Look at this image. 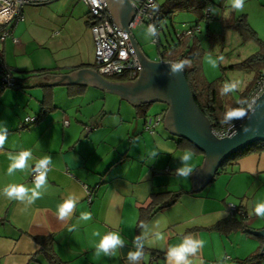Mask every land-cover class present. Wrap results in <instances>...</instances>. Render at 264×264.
I'll return each mask as SVG.
<instances>
[{"label":"crops","instance_id":"1","mask_svg":"<svg viewBox=\"0 0 264 264\" xmlns=\"http://www.w3.org/2000/svg\"><path fill=\"white\" fill-rule=\"evenodd\" d=\"M208 1L222 4L220 28H229L243 17L254 30L257 21L252 11L257 8V13H264V0H245L244 11L225 25L227 0ZM27 7L23 15L28 13ZM88 17V12L84 17L79 15L84 39L80 45L72 38L67 22L53 32L34 31L37 47L42 51L52 47V51L40 56L36 53L33 60L25 63L23 60L30 56L27 43L15 38L12 41L9 36L0 40L3 63L18 81V85L1 86L0 72V124L8 130L0 147V189L8 185L31 189L32 166L51 158L47 185L34 204L0 196V264H50L41 240L51 245L56 260L63 264H127L128 251L135 250L133 241L144 247V259L139 264H167L168 248L179 245L185 237L204 241L203 248L190 257L193 264H264V258L255 256L262 237L247 230L264 229V218L249 214L255 203L264 201V152L250 153L218 167L210 180L195 191L191 177L182 179L173 173L179 163L176 157L191 150L195 170L202 167L205 154L188 139L164 127L169 109L166 102L133 104L117 92L106 91V87L57 83L47 77L71 75L84 68L98 73ZM193 17L181 19L188 23L193 22ZM213 26V22L206 24V30L211 32L209 27ZM145 56L151 61L160 60ZM100 76L111 82L135 80L126 75ZM217 90L216 86L213 104L219 111L237 104L241 96L239 92L237 97L230 93L223 98ZM104 93L119 96L121 102L108 104L101 96ZM157 114L162 120L154 132L145 131L147 119ZM203 115L213 128L215 121ZM28 116L35 117L34 122L24 123ZM25 150L32 154L29 167L9 176L8 154ZM153 151L157 152L155 157ZM69 196L76 199L75 209L70 219L61 221L56 215L57 206ZM172 196L174 202L158 209ZM229 204L241 213L231 214ZM81 212H90L92 219L80 220ZM97 231L101 235L119 233L125 246L112 257L96 255L95 243L100 237L93 233ZM158 233L163 240H157Z\"/></svg>","mask_w":264,"mask_h":264},{"label":"water","instance_id":"2","mask_svg":"<svg viewBox=\"0 0 264 264\" xmlns=\"http://www.w3.org/2000/svg\"><path fill=\"white\" fill-rule=\"evenodd\" d=\"M106 2L118 28L129 33L130 44L141 65L139 76L134 81L111 82L103 79L93 70L84 68L71 75H48L47 77L52 78L50 81L83 82L102 89L106 87V91L117 92L133 104L151 100L166 102L169 109L164 118V127L188 139L205 154L202 167L196 168L191 176L195 191L200 190L210 180L215 169H218L228 156L250 143L264 142V92L256 99L244 122L236 127L230 136L222 138L215 136L209 120L195 102L184 71L178 75H169L170 63L173 62L149 60L130 33L127 23L135 11L134 5L129 0H106ZM247 230L259 234L264 240V229ZM261 253L264 255V244Z\"/></svg>","mask_w":264,"mask_h":264},{"label":"rangeland","instance_id":"3","mask_svg":"<svg viewBox=\"0 0 264 264\" xmlns=\"http://www.w3.org/2000/svg\"><path fill=\"white\" fill-rule=\"evenodd\" d=\"M157 1L160 2L162 0ZM219 1L222 2V0ZM210 4L211 8L214 7L216 9L215 13L211 11L214 16L212 22L215 24V26L209 27L211 32H208L206 30V23L201 22L202 32L198 35L202 49L200 52H202L203 55L201 63L202 71L205 75V78L209 82H212L218 78L219 82L217 83V87L223 98H227L230 93H234V96L237 97L239 92L251 81L254 72L252 70H246L247 68L244 67L235 66V69L232 72L230 69L225 68L224 72L222 73L221 67L237 64L240 60L243 62L244 59L252 53L249 49H253L254 51L255 49L257 50L258 44L255 40H243L242 37L237 33L232 32L231 28L226 26H224V28H220L219 17L222 4H217L216 2H211ZM27 9L26 10L28 13H32H25V20L17 23L12 35L10 34L8 37L12 39V41L15 38L18 42L27 43L28 53L30 56L28 55L29 57L23 60L24 63L28 62L29 59L33 60L34 56L37 54L38 56L41 54H51L50 52L52 51V47L44 51L37 47L39 43L34 41V39H36L34 38V31L36 32L45 29L47 32H53L59 29L58 25H60L62 22H67V28L69 29L72 38L77 41L79 45L83 42V31L81 30L79 15L84 17V14L87 13L89 9L82 1L54 0L45 5L27 7ZM225 12V15L227 14L226 16H228L227 19H224L225 25L232 23L234 19L233 16L238 15V13L232 11L230 12V10L229 13L227 10ZM252 12L254 14V19L257 21L255 23L257 28H254V31L258 33L257 37L264 41V13H257V8ZM183 16L193 17V15L190 13H176L175 19H173V21H175L173 24L174 28L181 30L182 23H180L179 20L182 22L181 18ZM192 19H194V17ZM191 22L185 24H190ZM170 27V22L167 21L164 23L163 31L167 32ZM214 27L217 28L215 31L213 30ZM147 28L148 27L145 25V23H139L131 30V32L142 51L151 59H155L158 57L157 46L152 42V34L147 32ZM173 37L175 36L173 35ZM2 41L1 43H3ZM75 49L76 48L70 49V51ZM53 50H55V48ZM221 57L223 58L222 60L220 59ZM210 59L216 61L215 67L209 62ZM32 63H36V61H32ZM219 77L221 79H219ZM230 80H234L233 82H238V88L235 92H224V87L226 84L231 83L229 82ZM104 94L105 95L101 94V96H105L104 98L108 104L111 101L121 102L119 96L113 95V93ZM101 102H105L104 99H101ZM124 106L126 105L124 104ZM116 108L117 106H115V109ZM108 110H110V108H108ZM113 113L114 115L112 117L115 118V112ZM150 114H153V110L150 111Z\"/></svg>","mask_w":264,"mask_h":264},{"label":"trees","instance_id":"4","mask_svg":"<svg viewBox=\"0 0 264 264\" xmlns=\"http://www.w3.org/2000/svg\"><path fill=\"white\" fill-rule=\"evenodd\" d=\"M156 5L153 7V13L155 17L150 22L155 26L157 32L152 34V42L157 46L159 61L165 62H178L182 60H187L189 63L184 68L185 77L189 84L190 90L193 94L195 102L198 104L201 111L212 121H215L214 128L220 130L227 127L228 125L236 123L238 120L247 117V107L249 104V96L253 88L256 86L257 81L260 78H264V41L257 37V33L249 26L245 18H238V20L229 28L237 32L243 40H255L258 44V51L252 53L243 62L241 60L237 64H231L229 66L221 67L222 73L224 69H235V66L247 68L246 70H252L253 77L250 85L243 91L240 92V99L237 104L229 108L228 110H217L214 106V96L216 92V86L219 82L218 78L214 82H209L204 77L202 72V52H200L201 44L199 34L202 32V23L206 24L212 23L214 16L211 12V4L208 0H164L162 3H158L155 0ZM178 12L190 13L194 16L193 22L191 24L182 23L181 30L173 27V19L175 14ZM88 20V19H87ZM170 22V29L167 32L163 31L164 23ZM148 27V22H143ZM89 25V21H87ZM173 35L175 37H173ZM169 37V38H168ZM164 38V39H162ZM3 55L0 50V72L1 74L9 73L13 78V85H18V81L13 77L10 69L3 63ZM94 68L95 64H94ZM111 78H116L111 77ZM219 79H221L219 77ZM218 91V90H217ZM232 111H241L244 113L243 116L239 118H234L230 121L225 120L227 113ZM222 123H224L222 125ZM254 152H264V142L256 141L250 143L246 147L234 152L226 159H224L219 168L228 162L235 161L242 156H245ZM175 201V196L170 197L169 200L163 202L158 209L166 207L169 203ZM45 240V239H44ZM261 245L259 247L256 257L264 258L261 253V248L264 244L263 238H260ZM41 244L44 245L43 248L46 250L47 258L50 264H63L57 261L55 254L51 251V245L44 243L41 240Z\"/></svg>","mask_w":264,"mask_h":264},{"label":"built area","instance_id":"5","mask_svg":"<svg viewBox=\"0 0 264 264\" xmlns=\"http://www.w3.org/2000/svg\"><path fill=\"white\" fill-rule=\"evenodd\" d=\"M54 0H0V40L9 36L14 26L23 21V9L27 6H40ZM88 7L89 27L94 40V62L96 71L103 76L126 75L130 80L136 79L141 65L130 44V39L126 31L118 28L110 16L106 0H80ZM134 5L135 11L132 18L128 21L127 27L131 30L139 23L150 22L155 17L153 7L155 0H130ZM152 23V22H151ZM152 25V24H151ZM15 41V39H14ZM13 78L9 73L2 74L1 86H13ZM264 92V78H260L256 86L250 93L249 104L246 114L249 113L256 99ZM243 119L228 125L220 130L212 129L215 136L222 138L230 136L235 128L238 127ZM35 117H26L24 123L34 122ZM162 120L161 114L150 117L146 121L145 131L153 133L156 126ZM35 163L30 172L29 180L34 183ZM228 211L231 214L240 212L239 208L229 204Z\"/></svg>","mask_w":264,"mask_h":264},{"label":"clouds","instance_id":"6","mask_svg":"<svg viewBox=\"0 0 264 264\" xmlns=\"http://www.w3.org/2000/svg\"><path fill=\"white\" fill-rule=\"evenodd\" d=\"M227 4L229 10L232 12L241 13L245 9V0H227ZM211 11L215 13L216 9L213 7L211 8ZM227 18L228 16L224 17V19ZM147 32L155 34L157 30L155 26L149 25L147 28ZM220 59L222 60L223 58L221 57ZM209 62L214 67L216 66L215 60L210 59ZM188 63L189 62L187 60L170 63L169 75L174 76L183 72ZM237 88L238 82H232L225 85L224 92H235ZM252 106L249 105V107ZM248 114L246 116H248ZM243 115L244 113L241 111H232L226 114L225 120L230 121ZM212 129L216 128L213 127ZM7 131V127L4 124H0V147H3L7 139ZM31 155V152L26 150L19 153L10 152L8 154L10 164L7 168V174L9 176H12L17 171H24L26 168H28V161L31 159ZM156 155L157 152L153 151L152 156L155 157ZM176 158L178 159L179 163L178 166L173 170L175 176L182 179L190 178L194 174V168L191 163L193 160L192 151L185 150L183 154ZM50 164L51 158L46 157L39 160V162L35 165V168L33 169V171L36 173L34 176V187H32L31 189L24 185H8L3 189H0V196L6 197L8 200H16L22 204L26 202L29 206L34 204L35 201L41 198L43 195L41 189L45 185H47V171ZM75 205V197L69 196L64 202L57 206V218L61 221L70 219L75 209ZM249 214L264 218V201L255 203L252 211ZM79 219L83 221H90L92 219V215L90 212H81ZM68 230L69 232H71L72 228L69 227ZM93 235L100 237L98 242L95 243V253L98 256L101 254L107 257L115 256L118 253V250L125 246V240L119 233L109 232L101 235V233L97 231L94 232ZM157 240H163V236L159 233L157 234ZM133 246L135 250H130L127 253V264H132V262H135V264H139V262L144 259L143 245L137 244L135 241H133ZM203 246V240L194 239L192 237H185L179 245L168 248L166 253L167 264H193L190 257L196 256L197 252L201 248H203Z\"/></svg>","mask_w":264,"mask_h":264}]
</instances>
